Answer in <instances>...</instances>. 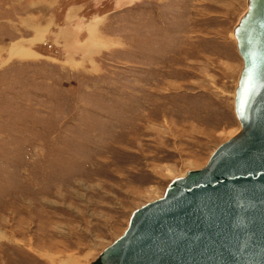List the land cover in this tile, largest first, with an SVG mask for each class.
<instances>
[{
    "label": "rangeland",
    "instance_id": "374dc122",
    "mask_svg": "<svg viewBox=\"0 0 264 264\" xmlns=\"http://www.w3.org/2000/svg\"><path fill=\"white\" fill-rule=\"evenodd\" d=\"M246 0H0V264H87L239 128Z\"/></svg>",
    "mask_w": 264,
    "mask_h": 264
},
{
    "label": "water",
    "instance_id": "95a60500",
    "mask_svg": "<svg viewBox=\"0 0 264 264\" xmlns=\"http://www.w3.org/2000/svg\"><path fill=\"white\" fill-rule=\"evenodd\" d=\"M231 32L237 132L133 209L87 264H264V0H246Z\"/></svg>",
    "mask_w": 264,
    "mask_h": 264
}]
</instances>
